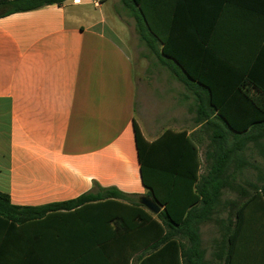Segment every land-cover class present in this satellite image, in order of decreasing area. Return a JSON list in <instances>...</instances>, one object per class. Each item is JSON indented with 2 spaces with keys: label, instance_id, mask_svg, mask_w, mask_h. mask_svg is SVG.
Listing matches in <instances>:
<instances>
[{
  "label": "trees",
  "instance_id": "obj_1",
  "mask_svg": "<svg viewBox=\"0 0 264 264\" xmlns=\"http://www.w3.org/2000/svg\"><path fill=\"white\" fill-rule=\"evenodd\" d=\"M119 1L141 42L192 95L197 124L212 132L210 168L201 175L199 145L188 131L167 130L150 142L135 125L142 182L147 196L162 207L159 214L144 208L141 196L99 185L43 207L15 206L0 192V230L21 233L41 264H209L201 226L228 204L231 213L220 221L223 233L214 258L222 264H264V187L252 193L241 189V204L222 202L224 190L233 188L231 164L242 168L247 143L264 139V65L257 63L258 48L250 61L241 43L227 54L217 49L218 16L194 15L185 0ZM69 2L0 0V17ZM237 26L229 35L241 40Z\"/></svg>",
  "mask_w": 264,
  "mask_h": 264
},
{
  "label": "crops",
  "instance_id": "obj_2",
  "mask_svg": "<svg viewBox=\"0 0 264 264\" xmlns=\"http://www.w3.org/2000/svg\"><path fill=\"white\" fill-rule=\"evenodd\" d=\"M108 1L0 17V192L15 206L73 200L95 185L147 196L135 125L150 142L186 130L158 104L138 111L131 31L106 12ZM185 8L218 16L217 49L241 43L250 61L258 48L264 65V0H185ZM235 24L241 40L229 35ZM23 238L0 230L1 264H41Z\"/></svg>",
  "mask_w": 264,
  "mask_h": 264
},
{
  "label": "rangeland",
  "instance_id": "obj_3",
  "mask_svg": "<svg viewBox=\"0 0 264 264\" xmlns=\"http://www.w3.org/2000/svg\"><path fill=\"white\" fill-rule=\"evenodd\" d=\"M86 1L90 0H84V2ZM114 2L117 3L116 8L124 23L119 22L118 12L113 6ZM106 12L117 19L119 26L125 27L126 23L131 31V38L128 39V42L133 50L138 73V111H141L143 106L150 107L153 104L152 107H154V104H158L160 112L169 113L173 128L177 127L173 121L178 120L179 124L183 125L181 128L186 129V131L193 130L191 134L196 139L200 149L201 175L206 174L213 162L210 155L214 151L212 132L206 130L205 126L202 127L197 124L192 95L183 84L174 79L170 71L161 65L156 55L141 42L134 19L129 16L119 0L108 1ZM110 22L108 20V23ZM241 156L243 158L242 168L234 170L233 164H231L230 174L233 188L224 190L222 202L231 201L241 204L244 201V197L241 196V189L252 193L255 188L264 187V139L257 144L247 143ZM228 213H231L228 204L227 206H220L219 212L215 214L213 220L201 226L202 246L205 250L204 259L209 264H222L214 258L213 253L215 245L222 238L223 231L220 221L225 220Z\"/></svg>",
  "mask_w": 264,
  "mask_h": 264
},
{
  "label": "water",
  "instance_id": "obj_4",
  "mask_svg": "<svg viewBox=\"0 0 264 264\" xmlns=\"http://www.w3.org/2000/svg\"><path fill=\"white\" fill-rule=\"evenodd\" d=\"M140 203L144 208L155 215L159 214L163 210L162 207L159 206L155 200L149 196L142 197Z\"/></svg>",
  "mask_w": 264,
  "mask_h": 264
},
{
  "label": "built area",
  "instance_id": "obj_5",
  "mask_svg": "<svg viewBox=\"0 0 264 264\" xmlns=\"http://www.w3.org/2000/svg\"><path fill=\"white\" fill-rule=\"evenodd\" d=\"M81 2V0H73L74 4H79Z\"/></svg>",
  "mask_w": 264,
  "mask_h": 264
}]
</instances>
